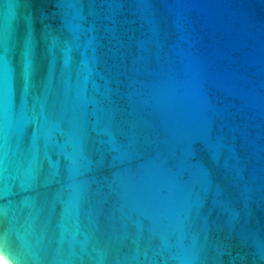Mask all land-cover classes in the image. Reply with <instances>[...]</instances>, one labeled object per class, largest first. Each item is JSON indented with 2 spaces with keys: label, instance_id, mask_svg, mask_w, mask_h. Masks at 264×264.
I'll return each mask as SVG.
<instances>
[{
  "label": "water",
  "instance_id": "1",
  "mask_svg": "<svg viewBox=\"0 0 264 264\" xmlns=\"http://www.w3.org/2000/svg\"><path fill=\"white\" fill-rule=\"evenodd\" d=\"M0 259L264 264V0H0Z\"/></svg>",
  "mask_w": 264,
  "mask_h": 264
},
{
  "label": "bare ground",
  "instance_id": "2",
  "mask_svg": "<svg viewBox=\"0 0 264 264\" xmlns=\"http://www.w3.org/2000/svg\"><path fill=\"white\" fill-rule=\"evenodd\" d=\"M0 264H6L2 259H0Z\"/></svg>",
  "mask_w": 264,
  "mask_h": 264
}]
</instances>
